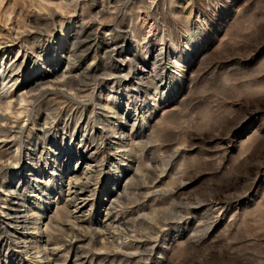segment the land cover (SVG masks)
<instances>
[{
    "label": "rangeland",
    "instance_id": "rangeland-1",
    "mask_svg": "<svg viewBox=\"0 0 264 264\" xmlns=\"http://www.w3.org/2000/svg\"><path fill=\"white\" fill-rule=\"evenodd\" d=\"M0 264H264V0H0Z\"/></svg>",
    "mask_w": 264,
    "mask_h": 264
},
{
    "label": "bare ground",
    "instance_id": "bare-ground-1",
    "mask_svg": "<svg viewBox=\"0 0 264 264\" xmlns=\"http://www.w3.org/2000/svg\"><path fill=\"white\" fill-rule=\"evenodd\" d=\"M26 20H27V19H26ZM28 23H29V22H28ZM72 82H73V81H72ZM67 84H68V83H67ZM18 150H19V149H18V146H17V148L14 150V152H15V153H18ZM15 155H16V154H15ZM9 158L14 159V156H10ZM6 214L8 215V214H12V213H11V212H7Z\"/></svg>",
    "mask_w": 264,
    "mask_h": 264
}]
</instances>
